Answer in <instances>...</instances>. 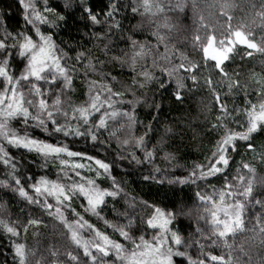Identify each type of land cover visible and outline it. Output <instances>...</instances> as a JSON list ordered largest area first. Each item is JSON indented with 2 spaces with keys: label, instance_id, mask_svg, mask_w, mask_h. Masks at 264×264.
I'll use <instances>...</instances> for the list:
<instances>
[{
  "label": "trees",
  "instance_id": "trees-1",
  "mask_svg": "<svg viewBox=\"0 0 264 264\" xmlns=\"http://www.w3.org/2000/svg\"><path fill=\"white\" fill-rule=\"evenodd\" d=\"M230 5L223 8L219 15H214L212 25L226 30L228 26L227 15L232 17L231 25L233 29L243 26L244 30L251 31L256 41L264 37V25L257 16L261 11L264 0H224ZM133 0H121L122 5H128ZM48 5L54 9V13H43L48 19L58 24V27H51L50 24L41 25V31L50 32L57 46L67 53L66 63L75 66L73 73V83L71 90L65 89L61 100L64 102V108L72 114V106H79L88 100V80H98V74H94L88 69L85 76V66L88 60H81L76 63V55L83 52L89 56L97 69L101 70V65L97 59L105 61L102 70L111 72L117 77L118 82H112L115 91H123L125 101L137 100L135 104L134 115L137 123L128 129L125 119L117 117L115 120H109L110 131H116V136H110L109 131L99 133V141L93 142L91 139L85 140L82 137H63L61 134L45 132L41 128L30 126L27 131L30 135L46 140L51 143L62 142L67 144L71 151L83 153V157L68 158L71 163H82L89 165L93 171L88 168L80 169L82 176L95 178L94 170L98 167L95 160H103L111 165L110 173H105L97 179V183L111 190L113 178L119 184L122 191L115 198L106 197V204L98 209L99 215L91 211L85 212L81 207V201L77 199L73 207L84 217L85 220L93 226L89 231L86 227L81 235L84 239H89L94 235L95 230L108 235L111 239L125 243L128 247L131 245L119 235L118 228L126 225L129 218L133 220V229H139L136 235H145V238L151 240L154 230L145 229L144 224L140 223L139 217L147 219V214L152 212L153 205L159 207L162 211L172 213L176 216L169 225L172 231L180 235L184 242L182 251H186L192 260L204 259L208 252L214 255L227 254L228 249L224 247L222 241H217L213 245L212 241L216 237L212 235L210 225L205 219H201L206 213L202 207H205L197 193L210 194L211 186L220 188L225 180L221 174L217 177L209 178V183L197 180L192 183H178L189 177L194 166H207L215 151L216 141L223 133V129L213 131L211 125L216 122V117L220 115L218 105H216L214 95L209 91V87L204 83V76L211 73L212 81L216 92L219 93L222 102L227 105L229 112L236 108L241 113L245 108L244 93L233 90L229 92L228 77H223L213 68V62L208 61L207 65L201 68L199 84L193 85L191 80L187 81L188 88L184 91L182 102L176 100L172 95L175 81L169 85L167 91L158 87L154 81L152 84L139 88L132 83L135 73L131 71L127 64L122 67L120 62L113 57L127 59L124 55L130 48L126 43L127 37L135 32L134 39L144 42L151 41L155 45V38L151 32L155 31V26L149 23L147 18L139 15L133 17L130 9H122V14L117 17L121 24V30H113L109 33V39L97 40L92 35L95 33L108 32L106 24L93 25L90 20L82 13L81 0H47ZM69 3V7H65ZM109 0H85L86 5H91L95 12L107 10ZM44 0H38V7L43 8ZM255 5V7H253ZM57 14L63 15L65 20H57ZM190 16V15H189ZM188 16V17H189ZM213 16V15H212ZM24 9L18 0H0V36H3L5 29L15 34L18 31L25 30ZM104 20V16H100ZM192 16L189 18L188 28L191 26ZM137 26L135 29L132 26ZM30 27V26H29ZM161 33L166 35L165 32ZM170 35V34H169ZM168 38V36H167ZM168 48L170 44H176L175 40L169 36ZM9 44L12 41H8ZM108 45V51L105 53L104 45ZM178 50L184 53L188 46L176 45ZM252 51V56L247 52ZM160 52L164 54L165 49ZM170 55V53H169ZM174 61L179 62L180 55L172 53ZM170 55V56H172ZM189 59L204 65L201 51H190L186 55ZM19 62L14 58L13 66L17 67ZM225 72L233 80L237 79L236 73H239V79L242 84H248V99L256 102L255 91L258 90L256 81L264 82V53L247 49L246 46L238 45L231 58L225 62ZM148 67L151 69V57L148 59ZM139 70V69H138ZM157 77L165 79L168 83L166 74H161L160 70L152 69ZM142 80V77H136ZM40 86L45 92L48 91V85L40 82ZM63 87L62 83L56 88ZM135 93V97L132 93ZM52 98V97H51ZM49 98V101H51ZM51 103V102H49ZM156 105H160L159 110ZM123 110L133 111V105H118ZM60 123H64L63 117H58ZM244 117L241 116V123ZM75 124V121H73ZM151 126V127H149ZM13 127L20 128L23 134V125L13 121ZM228 127L237 131L236 124L229 123ZM166 128L172 129L166 132ZM147 133V135H145ZM145 136L143 147H137L133 137ZM124 139L129 140V144H122ZM102 142V143H101ZM254 150L247 147V142L238 141L237 151L232 152L231 168L227 170V178L231 180L236 175V170L241 162L248 163L254 169V174H249L246 169L242 174L248 178L251 176L254 180L253 194L257 199H264V134L255 135L252 141ZM6 150L14 158L16 171L12 172L11 165L5 166L0 161V220L19 226L20 235L11 236L0 227V264H17L14 258V246L16 243L25 244L29 250V264H68L66 253L71 251L79 256L80 264H91V258L83 256V249H78L71 241L70 233L67 228L54 216H49L39 205L30 204L21 197L17 191H14L16 185L13 181V175L21 180L26 188L35 181L30 179L35 177L38 180L41 176H46L50 180L58 178L64 182V173L61 172L59 160H49L46 164L43 158L35 152H28L22 148L10 147L5 143ZM147 152H153L151 159L146 158ZM93 157L88 160L87 157ZM133 156L136 159H133ZM139 161V163L137 162ZM66 168L68 175L73 179L79 180L74 173ZM102 171V170H101ZM149 177V179H145ZM7 183L9 187H4ZM29 195H32L30 188ZM144 201L148 202L149 207L144 206ZM65 216L71 221L76 217L70 210H65ZM264 219V210L254 202L247 207L245 214V228L237 232L235 237H228V242L233 245L232 256L237 264H264V240L256 224L257 217ZM30 220L37 223L30 224ZM254 226L257 230H253ZM27 231H24V228ZM198 229L200 231H198ZM204 245L201 250L200 245ZM94 251V250H93ZM52 253H55L53 255ZM177 264H188L187 257H176ZM76 264V262H72ZM110 264V261H109ZM210 264V262H209Z\"/></svg>",
  "mask_w": 264,
  "mask_h": 264
},
{
  "label": "snow or ice",
  "instance_id": "snow-or-ice-1",
  "mask_svg": "<svg viewBox=\"0 0 264 264\" xmlns=\"http://www.w3.org/2000/svg\"><path fill=\"white\" fill-rule=\"evenodd\" d=\"M24 9L25 30L18 31L15 34L8 32L6 29L3 36H0V161L5 166L11 165L12 172L15 173L16 166L14 158L5 148V143L10 147L22 148L28 152H35L41 156L45 164L51 160H59L61 172L64 173V182L59 178L50 180L46 176H41L38 180L31 177L35 182L30 184L32 195L29 190L21 183L19 178L13 175V181L16 185L14 191L25 198L28 203L39 205L46 211L49 216H54L67 228L70 233L71 241L78 249H83V256L91 258V264H177L176 257H187L188 264H237L232 256L233 245L228 242V237H235L237 232H241L245 228V213L250 203L254 202L264 210V199H257L253 194L254 180L251 176L246 178L242 174V170L246 169L249 174H254V169L250 164L241 162L240 167L236 170V175L229 180L227 178V170L231 168L232 152L237 151V142H247V147L254 150L252 141L255 135L264 134V82L256 81L258 90L255 91L257 101L254 103L248 99V84L241 83L239 73H236L237 79L233 80L229 74L225 72V62L231 58L238 45L246 46L247 49L264 53V37L260 38V42L256 41L251 31L244 30L243 26L233 29L231 25L232 17L227 15L229 21L227 29L220 35L213 33L207 34L204 38L197 35L194 38V44L198 46L202 52L204 65L189 59L183 54L179 63H174V56L169 55L168 38L161 33V29H168L167 12L175 6L167 2V0H133L128 5H122L121 0H109L107 10H101L100 13L94 11L91 5H86L85 0H81L82 13L86 19L95 25L106 24L108 32L93 33L97 40L109 39V33L113 30H121L120 21L117 19L122 14V9H130L133 17L139 15L147 18L150 24L155 26V31L151 32V36L155 38V45L151 41L143 43L134 39L135 32L127 37L130 51L125 52L127 59L121 57H113L114 60L120 62L123 67L127 64L135 75L132 83L144 88L152 84L154 81L158 87L167 91L172 81H175V87L172 95L177 101L182 102L184 91L188 88L187 81L191 80L193 85L199 84L201 68L206 66L208 61L213 62V68L228 77L229 92H243L245 97V108L241 113L236 108L229 112L227 105L222 102L221 97L215 90V85L211 78V73L204 76V83L209 87V91L213 93L216 105H218L220 115L216 117V122L211 125L213 131L223 129V133L216 141L215 151L212 153L211 159L207 166L196 165L189 177L178 183H187L191 180L195 183L197 180L205 181L210 185V179L221 174L225 183L222 187L217 188L211 186L210 194L197 193L198 198L205 204V219L210 225L212 235L216 237L213 245L217 241H222L225 248L228 249L227 254L214 255L208 252L204 259L192 260L186 251L181 249L184 247L180 235L172 231L169 225L175 218L176 213H168L162 211L159 207H153V211L147 214V219L139 217L140 223L144 224L145 229L154 230V234L149 241L145 235H136L139 229H133V220L129 218L126 225L118 228L119 235L127 241L131 247L125 243L111 239L108 235L95 230L94 235L89 239H84L81 235L82 231L87 227L89 231L93 230V226L73 207V203L79 199L81 207L85 212L91 211L99 215L98 209L106 204V197L115 198L119 196L122 189L113 178L111 190L101 187L97 183V179L105 173H110L111 165L103 160L96 159L95 164L98 166L94 170L95 178L82 176L80 169L88 168L89 172L93 169L89 165L82 163H71L68 158L83 157V153L71 151L67 144L62 142L51 143L41 140L30 135L27 128L30 126L41 128L45 132L61 134L63 137H82L85 140L91 139L93 142L99 141V133L109 131L110 136H116V131H110L109 120H115L117 117L125 119L127 128L130 130L137 123L134 109L137 100L125 101L123 99V91H115L112 82H118L117 77L111 72L102 70L105 61L97 59V63L101 65V70L97 73L95 65L89 56L83 52L76 55V63L81 60H88L85 66V76L87 77L88 69L94 74L99 75L98 80H88V100L79 106H72V114L64 108V102L61 96L64 90H71L73 83L74 65L66 63L67 53L59 48L50 32L41 31V25L50 24L51 27H58V24L51 22L48 16L43 13H54V9L44 0L43 8L38 7V0H18ZM69 3H65V7H69ZM227 3L224 8L229 7ZM195 7V5H193ZM255 7V5H253ZM262 10L257 12V16L264 25V5ZM104 16V20L100 16ZM163 18V23H158ZM201 17V21H203ZM57 20L63 21L65 17L57 14ZM30 26V27H29ZM137 26L133 25L135 29ZM205 27H207L205 25ZM8 41H12L11 44ZM164 45V54L159 53L160 45ZM108 45H104V51L107 53ZM252 51H248L247 55L252 56ZM151 57V69L148 67V59ZM19 64L13 66V59ZM159 58V59H158ZM162 61V62H161ZM159 69L161 74H166L168 83L164 78L157 77L152 69ZM139 69V70H138ZM142 77L137 80L136 77ZM40 82L48 85V91L45 92L40 86ZM63 87L56 91L59 84ZM132 95L135 97V93ZM51 103H49V98ZM133 105V111L123 110L118 105ZM159 110L160 105H156ZM241 116L244 117L241 123ZM58 117H63L64 123H60ZM13 121L23 125V134L21 129L13 127ZM75 121V124H73ZM236 124L237 131L228 127V124ZM151 127V126H149ZM166 132L172 129L166 128ZM147 135V133H145ZM137 147H143L145 136L133 137ZM102 143V142H101ZM122 144H129L128 139L121 141ZM153 152H147L146 158L151 159ZM88 160L93 157L88 156ZM133 159H136L133 156ZM139 163V161L137 160ZM75 177L73 179L68 175L66 168H69ZM102 170V171H101ZM149 179V177H145ZM4 187H9L4 183ZM144 206L149 207L148 202L144 201ZM70 210L76 217L69 220L65 216V210ZM30 224L37 221L30 220ZM256 224L259 226V233L264 236V219L257 217ZM0 227L11 236L18 237L20 235L19 226L0 220ZM254 231L257 230L254 226ZM27 231V228H24ZM198 231H200L198 229ZM264 243V240L261 241ZM201 250L204 245H200ZM94 250V251H93ZM55 255V253H52ZM68 264L76 262L80 264L79 256L69 251L66 253ZM14 258L17 264H29V250L25 244L16 243L14 246Z\"/></svg>",
  "mask_w": 264,
  "mask_h": 264
},
{
  "label": "rangeland",
  "instance_id": "rangeland-1",
  "mask_svg": "<svg viewBox=\"0 0 264 264\" xmlns=\"http://www.w3.org/2000/svg\"><path fill=\"white\" fill-rule=\"evenodd\" d=\"M167 2L173 6L177 4L181 5V7L174 8L172 11L167 12L166 15L169 28L161 29L162 32H165L166 36H168V41H170L169 36H171V38L175 40V45L170 44V55L176 52L180 56L182 54L186 56L190 53V51H200L198 46L194 44V38L197 35H199L201 38H204L209 33L215 32V34L220 35L225 31L212 25V22L217 23V21L213 20L214 15H219L218 13L223 11L222 7L225 4L224 0H167ZM193 5H195V7H193ZM191 16V26L188 28V20ZM201 17L204 18L203 21H201ZM157 22L163 23V18H161ZM205 25L207 27H205ZM176 45L179 46V48L181 46L188 47L184 53L182 50H178ZM161 48L164 49L163 44H161L159 47V53L162 54V52H160ZM174 63L179 62L174 61ZM202 208L205 209V207Z\"/></svg>",
  "mask_w": 264,
  "mask_h": 264
}]
</instances>
